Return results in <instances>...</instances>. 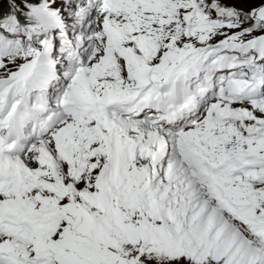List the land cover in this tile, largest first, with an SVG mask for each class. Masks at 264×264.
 <instances>
[{
	"label": "snow or ice",
	"instance_id": "6c2138e0",
	"mask_svg": "<svg viewBox=\"0 0 264 264\" xmlns=\"http://www.w3.org/2000/svg\"><path fill=\"white\" fill-rule=\"evenodd\" d=\"M0 264H264V0H0Z\"/></svg>",
	"mask_w": 264,
	"mask_h": 264
}]
</instances>
